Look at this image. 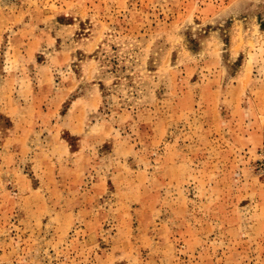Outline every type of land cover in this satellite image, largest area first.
<instances>
[{"label": "rangeland", "instance_id": "rangeland-1", "mask_svg": "<svg viewBox=\"0 0 264 264\" xmlns=\"http://www.w3.org/2000/svg\"><path fill=\"white\" fill-rule=\"evenodd\" d=\"M0 264H264V0H0Z\"/></svg>", "mask_w": 264, "mask_h": 264}]
</instances>
